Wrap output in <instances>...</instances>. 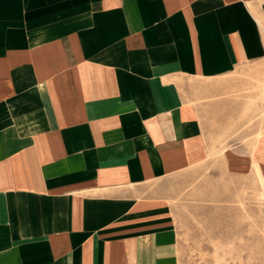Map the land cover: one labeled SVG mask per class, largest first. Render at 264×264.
<instances>
[{"label":"crops","instance_id":"crops-1","mask_svg":"<svg viewBox=\"0 0 264 264\" xmlns=\"http://www.w3.org/2000/svg\"><path fill=\"white\" fill-rule=\"evenodd\" d=\"M263 59L264 0H0V264H181L209 83ZM225 157L264 207V134Z\"/></svg>","mask_w":264,"mask_h":264},{"label":"rangeland","instance_id":"rangeland-1","mask_svg":"<svg viewBox=\"0 0 264 264\" xmlns=\"http://www.w3.org/2000/svg\"><path fill=\"white\" fill-rule=\"evenodd\" d=\"M209 84L220 88L202 107L213 152L198 177L189 174L172 185L181 264H264L260 192L225 163L230 150H247L264 134V59Z\"/></svg>","mask_w":264,"mask_h":264}]
</instances>
